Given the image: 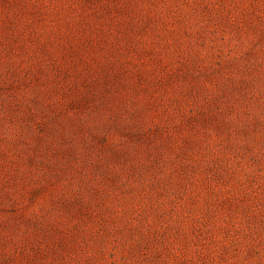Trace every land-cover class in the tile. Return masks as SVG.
Returning <instances> with one entry per match:
<instances>
[{
  "label": "rangeland",
  "instance_id": "374dc122",
  "mask_svg": "<svg viewBox=\"0 0 264 264\" xmlns=\"http://www.w3.org/2000/svg\"><path fill=\"white\" fill-rule=\"evenodd\" d=\"M0 264H264V0H0Z\"/></svg>",
  "mask_w": 264,
  "mask_h": 264
}]
</instances>
